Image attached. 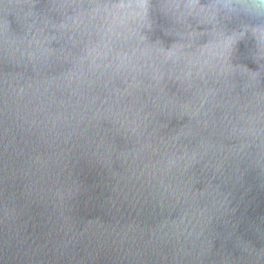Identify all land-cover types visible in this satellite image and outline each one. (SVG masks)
I'll return each mask as SVG.
<instances>
[{"label": "clouds", "instance_id": "clouds-1", "mask_svg": "<svg viewBox=\"0 0 264 264\" xmlns=\"http://www.w3.org/2000/svg\"><path fill=\"white\" fill-rule=\"evenodd\" d=\"M249 175L264 0H0V264H264Z\"/></svg>", "mask_w": 264, "mask_h": 264}, {"label": "water", "instance_id": "water-1", "mask_svg": "<svg viewBox=\"0 0 264 264\" xmlns=\"http://www.w3.org/2000/svg\"><path fill=\"white\" fill-rule=\"evenodd\" d=\"M81 177L90 188L100 183V177L96 172L87 167L82 168ZM99 194L100 189L95 188V191L82 196L78 214L88 218L99 215V211L93 210L88 202L89 195L99 196ZM236 198L239 205L237 216L242 218L241 231H243L250 222H259V218L264 216V188L259 187L254 175H249L245 179L244 186L237 190ZM34 229L37 234L42 230L39 212L35 214Z\"/></svg>", "mask_w": 264, "mask_h": 264}]
</instances>
